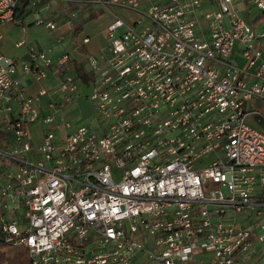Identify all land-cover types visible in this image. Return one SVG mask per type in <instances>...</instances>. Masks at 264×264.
<instances>
[{
	"label": "built area",
	"instance_id": "obj_1",
	"mask_svg": "<svg viewBox=\"0 0 264 264\" xmlns=\"http://www.w3.org/2000/svg\"><path fill=\"white\" fill-rule=\"evenodd\" d=\"M94 1L127 18L83 74L68 48L27 44L23 73L61 67L30 92L0 52V247L24 245L25 264H264V0L258 26L234 0ZM79 97L95 123L75 120Z\"/></svg>",
	"mask_w": 264,
	"mask_h": 264
},
{
	"label": "rangeland",
	"instance_id": "obj_2",
	"mask_svg": "<svg viewBox=\"0 0 264 264\" xmlns=\"http://www.w3.org/2000/svg\"><path fill=\"white\" fill-rule=\"evenodd\" d=\"M80 4L85 5L86 7L84 8L92 9L93 12H91V14L88 15L84 21L83 28L81 29L80 33H78L75 42L79 43L81 35L84 33L89 34L90 41L87 46L90 49H86L89 51H92L105 43L106 27L108 23L114 19L115 13L127 18V11L124 9V7L119 5H110V7L107 8L94 0H25L24 7L31 8H29L28 12L24 14L22 22L14 24L16 28H13L14 36L11 41L12 45L16 40H22L23 42L20 44V46L14 45V47H17L18 50H25L27 44H32L35 48L44 49L49 51L51 54L56 51H61L63 47H68L70 42L73 41L70 30L68 29L69 22L70 19L74 17V12L81 8ZM241 14L249 18V14H247V12L244 11ZM36 18L54 19L58 23L57 27L53 30H50L48 27H46L44 20L36 22ZM58 36L61 38L60 41L57 40ZM4 39L5 43L9 42L7 38ZM86 50H84V52ZM16 65H20L19 59ZM57 78L58 77L55 79ZM45 82L48 83L47 81ZM69 105L71 109H74L75 111L76 121H91L92 123H95L96 118L93 110V100L91 98L79 97ZM245 116L248 122L253 123L252 120L254 119V111L249 110ZM262 129L264 130V126ZM216 186L217 183L215 181H211L208 178L204 179L203 188L205 194H207L211 188ZM223 188L225 190V187ZM202 257L206 260H210L211 254L206 253L202 255Z\"/></svg>",
	"mask_w": 264,
	"mask_h": 264
},
{
	"label": "crops",
	"instance_id": "obj_3",
	"mask_svg": "<svg viewBox=\"0 0 264 264\" xmlns=\"http://www.w3.org/2000/svg\"><path fill=\"white\" fill-rule=\"evenodd\" d=\"M24 3L25 2L23 0H18L17 5L15 6L14 14L18 18L17 20L1 19L0 18V31H1L0 52L5 53V54L15 58V62H18V59L20 60V65L17 66V68H18L17 71L21 75L24 87L26 88L27 91L31 92V91H34L41 83L47 84L45 81H47L49 83L52 80H54L56 77H58L60 75L61 67H60V65H57L54 62L49 64V66L47 67V74L41 80L34 79L29 74L23 73L20 70L21 69V62L27 56V53H26L27 50L26 49L25 50L24 49L18 50V48L14 47V45L20 46L21 43L16 44V41H18V40H16L15 43L13 42V45H12L11 41H12V38L14 36L13 28H16L14 24H17L18 22H22L24 14L28 12L29 8H31V7H24ZM80 5H81L80 6L81 8H79L78 11L74 12L75 15L73 18L70 19L69 26H68V29L70 30V34H71L73 41L70 42L68 47H63V49L68 48L70 50L71 59L69 60L68 65L71 68H74L76 63L79 64L78 61L82 56V52L84 50H86L87 48H89L87 45L77 47L76 42H75L78 34L74 33V31H73L74 27L77 25H80L81 28L78 32V33H80L81 29L83 28L84 21L86 20L87 16L90 15L91 12H93L92 9H90V8H84V7H86L85 5H83V4H80ZM115 6H117V5H115ZM234 6L237 7V9L240 13H243L244 11L247 12V14H249V19L252 20L257 26L260 24L261 17H258L255 15L257 13V9H256L257 5L255 4V2L253 0H234ZM109 7H110V5H109ZM72 15H73V13H72ZM84 34H86V33H84ZM4 38H7L9 40V42L5 43ZM60 40H61V38H60ZM59 53H60V51L53 52L52 56L56 57V55H58ZM1 116H2V112L0 111V118H1ZM254 123H256L262 127L264 126V120H258ZM0 129H1V123H0Z\"/></svg>",
	"mask_w": 264,
	"mask_h": 264
},
{
	"label": "trees",
	"instance_id": "obj_4",
	"mask_svg": "<svg viewBox=\"0 0 264 264\" xmlns=\"http://www.w3.org/2000/svg\"><path fill=\"white\" fill-rule=\"evenodd\" d=\"M23 1L25 2V0ZM80 28V25L75 26L74 33L78 34ZM75 68L79 74H83L80 64L76 63ZM262 196L264 197V188L262 190ZM27 258V249L24 245L2 244L0 247V264H25Z\"/></svg>",
	"mask_w": 264,
	"mask_h": 264
}]
</instances>
